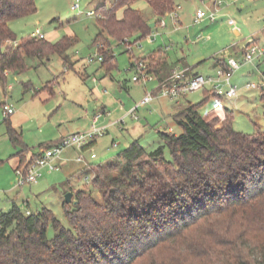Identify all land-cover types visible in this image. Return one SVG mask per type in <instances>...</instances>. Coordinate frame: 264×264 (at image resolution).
<instances>
[{"label": "trees", "instance_id": "1", "mask_svg": "<svg viewBox=\"0 0 264 264\" xmlns=\"http://www.w3.org/2000/svg\"><path fill=\"white\" fill-rule=\"evenodd\" d=\"M138 1L114 0L107 6L103 0L95 10L101 18L93 45L103 46L99 52L107 73L118 68L113 42L138 44L176 6V0H142L152 11L147 17L133 7ZM37 12L36 0H0V81L25 72L27 59L57 55L71 67L75 36L58 42L28 36L17 43L10 23ZM165 52L159 47L135 62H146L162 81L170 74ZM224 55L214 64L228 71ZM203 94L202 102L177 113L182 134L160 132L162 145L152 152L136 140L114 162L99 166L91 179L99 198L93 191H71L75 200L63 203L68 226L48 208L27 215L14 205L0 214V264H264V131H234L227 108L203 116L200 109L210 102V93ZM4 121L18 150L16 169L27 168L52 146L29 155L22 133L9 117Z\"/></svg>", "mask_w": 264, "mask_h": 264}, {"label": "rangeland", "instance_id": "2", "mask_svg": "<svg viewBox=\"0 0 264 264\" xmlns=\"http://www.w3.org/2000/svg\"><path fill=\"white\" fill-rule=\"evenodd\" d=\"M76 1L36 0L38 12L35 15L11 24L17 43L33 36L37 30L51 42H58L69 35L77 37V43L69 51L71 67L65 66L57 55L49 60L27 59L28 69L25 72L9 73L5 82L0 81V206L16 205L23 212L48 208L65 226H68V222L63 203L68 193L93 191L91 179L94 180L98 175V167L114 162L117 155L134 141L138 140L147 152H152L162 145L160 132H168L172 128L173 134H182L176 123L177 113L188 104L202 102L204 94H188L182 99L181 106H176L175 101L168 98L154 100L139 109L136 113L139 120L128 117L124 124L108 128L83 152L90 167L75 162L81 152L69 151L64 154V159L71 161L68 166L58 172H44L37 184L18 189L15 188L18 177L14 168V156L18 150L8 136L4 105L8 104L15 110L10 118L14 127L22 133L29 153L39 154L47 146L58 142L63 134L108 127L123 116L128 108L135 107L144 97L145 90L133 82L134 72L130 71V65L159 47L166 51L171 61L179 58L191 66L202 59L203 64L194 67L193 71L203 76L215 74V59L223 53H226V57L242 61V51L251 37H255L257 44L264 47V0H241L237 4L232 0H221L223 4L217 22L203 21L199 24L194 22L197 10H215V0H176V6L181 7L178 12L179 24L175 26L173 20L167 18V27L154 29L152 33L158 34L157 41L152 44L146 38L137 45H131V54L127 53V45L113 42L118 68L107 73L96 60L99 52L93 45L100 33L97 19L87 16L104 2L79 0L81 8L75 12L71 7ZM113 1L106 0V5L109 6ZM145 3H138L136 9L151 17L152 11ZM230 19L236 21L240 30L238 34L228 24ZM233 45L237 47L233 48ZM90 58L95 61L89 63ZM248 70L252 73L244 76L243 73ZM263 79L264 65L258 67V62L245 66L236 74L233 82L239 88V96L224 101L226 108L233 112L234 131L246 135L264 131V91L246 88L247 84H260ZM47 87H52L53 94L48 90L51 88ZM149 87L153 88V85ZM211 109L212 105L208 102L200 109V113L206 116ZM99 115L102 119L93 124ZM134 125L139 131L133 134ZM93 154L97 158L91 161ZM165 157L170 158L168 150H165ZM85 177H89V183L85 182ZM93 192L100 197L98 189ZM54 235L50 228L49 239Z\"/></svg>", "mask_w": 264, "mask_h": 264}, {"label": "built area", "instance_id": "3", "mask_svg": "<svg viewBox=\"0 0 264 264\" xmlns=\"http://www.w3.org/2000/svg\"><path fill=\"white\" fill-rule=\"evenodd\" d=\"M241 0H232L235 4ZM221 0H215L214 6L215 10L209 9H199L194 16V22L199 24L203 21H208L210 23H216L218 20V12L222 6ZM80 1L77 0L73 3L71 9L72 11H80ZM181 7L175 6L174 10L165 16L161 20V28L167 27V18H171L174 25L179 24L178 12ZM88 17L101 18L100 15H96L95 12L87 13ZM228 24L232 26L236 32H240L237 27V23L234 19L228 20ZM43 38V36H40ZM150 43H155L157 40V35H150L148 37ZM250 41L249 45L245 48L242 61H237L236 59L228 58V71L223 69H218L213 76H203L200 74L186 76L188 69H179L172 72V74L162 81H158L153 74H151L147 68L146 62H134L130 65V71L134 72L133 82L142 85L145 90V95L142 100L135 105V107L129 112L128 116L135 120L137 118V112L140 108L150 105L156 99L168 98L172 101L178 102L188 94L193 92H209L210 93V103L212 109H225V99H236L239 96V88L233 84L232 80L234 75L245 65H252L258 60L264 58V47L259 46L255 37L248 39ZM124 45H127V50L133 51V47L129 44L126 39ZM137 45V44H136ZM236 45H233L235 47ZM98 52L102 45H99ZM96 60L100 63L104 61L103 56L100 54L96 57ZM94 58L89 59V63L94 62ZM153 85V88L149 86ZM249 90L261 89L264 91V79L260 84L250 83L246 85ZM15 110L10 106H4V116L10 117L14 115ZM123 120V119H122ZM105 128H95L93 127L90 131L83 133L70 134L63 137L60 141L53 144L48 149L42 151V155L37 158L33 163H31L27 168H18L15 170L16 176L18 177V182L16 184L17 188H22L26 185L37 184L39 179L43 176L44 172H58L61 170L62 165L60 160L63 155L72 149H76L81 154L77 158V162L90 167L83 152L87 150V147L96 141L98 137L104 135L107 131ZM97 158L96 155H91L90 160L93 161ZM89 177L85 178V182L89 183ZM29 215L30 211H26Z\"/></svg>", "mask_w": 264, "mask_h": 264}, {"label": "crops", "instance_id": "4", "mask_svg": "<svg viewBox=\"0 0 264 264\" xmlns=\"http://www.w3.org/2000/svg\"><path fill=\"white\" fill-rule=\"evenodd\" d=\"M140 2H143V3H145L144 1H138L137 3H135L134 5H133V7L136 9V5L138 4V3H140ZM237 3H239V2H237ZM237 3H235V4H237ZM145 4H147V3H145ZM15 22V21H14ZM14 22H11L10 23V27L12 26L11 24H13ZM11 29H12V27H11ZM237 34H238V32H237ZM157 35V38H158V34H156ZM33 36H36V37H40V36H43L44 38H46L41 32H40V30H37L35 33H33ZM157 41V40H156ZM249 43H250V41H248L247 43H246V45H245V48L249 45ZM237 46H235V47H233V48H236ZM223 54H225L224 56H225V58L226 59H228L229 57H226V53H223ZM145 56H143L142 58H144ZM165 58H166V61H167V64H168V66H169V70H168V72L170 73L169 74V76L172 74V72L173 71H175V70H179V69H194V67H197V66H199V65H201V64H203V60L202 59H200V60H198V61H196V62H193V64H191V66L189 65V64H184L183 63V59H179V58H177V59H175L174 61H171L170 60V58L168 57V55L165 53ZM259 61H261V60H258V61H256V62H258L259 63ZM185 65V66H184ZM245 66H248V65H245ZM245 66H243L242 68H244ZM214 67H215V64H214ZM259 67V66H258ZM216 68V67H215ZM241 68V69H242ZM218 69H220V68H216V71L218 70ZM240 69V70H241ZM239 70V71H240ZM238 71V72H239ZM193 72V75H195V74H198V73H195L194 71H192ZM237 72V73H238ZM236 73V74H237ZM252 73V71H247L246 73H243V74H245L244 76H247V74L249 75V74H251ZM236 74L234 75V77H233V80H234V78H235V76H236ZM169 76H167V77H169ZM167 77H165L164 79H166ZM163 79V80H164ZM233 80H232V82H233ZM233 84H234V82H233ZM141 86V88L142 89H144L143 88V86L142 85H140ZM203 93V92H202ZM52 94V93H51ZM139 103V102H138ZM176 103V106H181L182 105V103H183V100L181 99L180 101H178V102H175ZM4 106H10V105H8V104H6V105H4ZM11 107V106H10ZM105 107V106H104ZM134 107V106H133ZM133 107H131V108H128L125 112H124V114H123V116H121L120 118H118V119H116L113 123H110L109 124V126L107 127V128H112V127H116L117 125H119V124H124V121L129 117V118H131L130 116H128V114H129V112L133 109ZM125 109V108H124ZM103 113H105V112H103ZM102 118H101V115H99V116H97L94 120H93V124H96L97 122H99L100 120H101ZM123 119V120H122ZM9 120H10V122H11V124H12V126L14 127V123H12V121H11V118L9 117ZM15 128V127H14ZM16 129V128H15ZM17 130V129H16ZM138 132L139 131V128L137 127V126H135L134 125V127H133V130H132V132H133V134L135 133V132ZM169 131L170 132H173V130H172V128H170L169 129ZM68 135V134H67ZM67 135H65V134H63L61 137H59V141L63 138V137H65V136H67ZM91 145H93V144H91ZM90 145V146H91ZM69 151H78V150H76V149H72V150H69ZM69 151H67V152H69ZM66 152V153H67ZM65 153V154H66ZM40 154V153H39ZM29 155H31V154H29ZM34 155H37V154H34ZM68 159H64V155H63V158L60 160V163H61V165H62V169L63 168H65L66 166H68L69 165V163L71 162H68L67 161ZM73 161V160H72ZM75 162H76V160H75ZM14 168L16 169V167L18 166V163H19V159H17V158H15V161H14ZM86 178V177H85ZM15 188L16 189H18L17 187H16V185H15ZM12 209V207L10 206V204L9 205H3V206H0V214H2V213H6V212H8V211H10Z\"/></svg>", "mask_w": 264, "mask_h": 264}, {"label": "water", "instance_id": "5", "mask_svg": "<svg viewBox=\"0 0 264 264\" xmlns=\"http://www.w3.org/2000/svg\"><path fill=\"white\" fill-rule=\"evenodd\" d=\"M150 27H151V28H154V27H155V23H152V24L150 25ZM73 197H74L73 193H68V194L65 196V203H66L67 205H70V204L73 202Z\"/></svg>", "mask_w": 264, "mask_h": 264}]
</instances>
